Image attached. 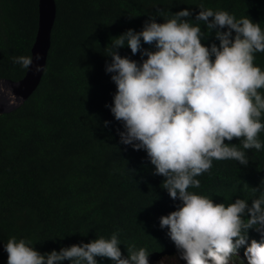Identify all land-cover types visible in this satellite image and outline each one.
I'll list each match as a JSON object with an SVG mask.
<instances>
[{"label": "trees", "instance_id": "obj_1", "mask_svg": "<svg viewBox=\"0 0 264 264\" xmlns=\"http://www.w3.org/2000/svg\"><path fill=\"white\" fill-rule=\"evenodd\" d=\"M56 18L46 67L37 90L17 109L0 114V264L11 237L31 241L41 253L88 243L119 232L120 249L145 248L149 264L177 253L160 227L175 211L154 175L147 154L120 143L122 124L110 111L116 85L105 67L111 39L137 32L154 16L163 23L183 9L195 20L200 4L250 17L264 29V0H55ZM211 19V18H210ZM38 27V0H0V80L19 81L26 72L12 58L30 56ZM202 31L206 29L202 25ZM219 44L214 33L202 43ZM144 48L152 49L144 44ZM119 54L141 61L124 46ZM146 59V57H144ZM254 63L264 70V52ZM264 92V90H261ZM105 121L109 124L105 126ZM264 142V132L259 134ZM229 143L228 141H225ZM230 143L239 145L237 139ZM249 163L214 160L209 172L189 189L214 203L251 199L264 181V149L246 150ZM249 239L261 235L249 231ZM243 246L236 249L241 255ZM98 264H111L97 257ZM243 261V260H241ZM64 264H68L65 261Z\"/></svg>", "mask_w": 264, "mask_h": 264}, {"label": "clouds", "instance_id": "obj_2", "mask_svg": "<svg viewBox=\"0 0 264 264\" xmlns=\"http://www.w3.org/2000/svg\"><path fill=\"white\" fill-rule=\"evenodd\" d=\"M197 7L194 21L188 19L189 9L170 13L163 23L150 16L139 32L128 29L111 39L105 71L113 74L116 92L106 106L123 126L120 143L145 151L153 174L164 177L162 188L180 202L160 217V227L168 229L177 249L176 259L226 264L243 246L244 264H264V181L252 188L258 195L251 205L244 198L214 203L212 197L189 190L200 187L197 177L209 172L214 160L247 166L246 150L264 149L259 138L264 132V70L254 63L255 54L264 52V29L248 16ZM213 33L219 44L202 43ZM124 46L133 55L139 52L141 61L122 57L118 49ZM40 59L38 53L12 58L34 74L43 70L34 63ZM0 93L10 103L17 99L11 88L0 86ZM234 138L239 145L230 143ZM250 230L261 239L250 240ZM120 245L119 232H114L110 238L46 253L27 239L11 237L4 250L7 264H98L97 257L111 264H149L145 248L130 245L125 257Z\"/></svg>", "mask_w": 264, "mask_h": 264}, {"label": "water", "instance_id": "obj_3", "mask_svg": "<svg viewBox=\"0 0 264 264\" xmlns=\"http://www.w3.org/2000/svg\"><path fill=\"white\" fill-rule=\"evenodd\" d=\"M56 18L55 0H38V27L34 43L31 48L30 56L35 57L38 53L41 56L39 63L43 66L40 73H35L31 70H26L24 77L19 81L0 80V86L11 88L12 92L17 97L14 103H10L7 96L0 93V114L11 112L26 101L40 85L45 67L49 49L51 46V32Z\"/></svg>", "mask_w": 264, "mask_h": 264}, {"label": "rangeland", "instance_id": "obj_4", "mask_svg": "<svg viewBox=\"0 0 264 264\" xmlns=\"http://www.w3.org/2000/svg\"><path fill=\"white\" fill-rule=\"evenodd\" d=\"M177 257V253H169L164 254L156 259L153 264H183L182 260H179ZM243 257L240 254H237L236 259H229L226 261V264H244Z\"/></svg>", "mask_w": 264, "mask_h": 264}]
</instances>
